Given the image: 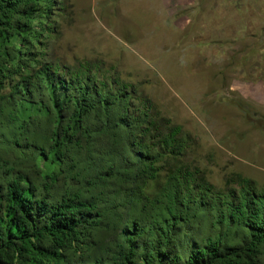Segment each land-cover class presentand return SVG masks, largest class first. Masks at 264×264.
Here are the masks:
<instances>
[{
  "label": "trees",
  "instance_id": "trees-1",
  "mask_svg": "<svg viewBox=\"0 0 264 264\" xmlns=\"http://www.w3.org/2000/svg\"><path fill=\"white\" fill-rule=\"evenodd\" d=\"M70 9L0 0V264H264V188L213 184L114 66L50 57Z\"/></svg>",
  "mask_w": 264,
  "mask_h": 264
},
{
  "label": "rangeland",
  "instance_id": "rangeland-1",
  "mask_svg": "<svg viewBox=\"0 0 264 264\" xmlns=\"http://www.w3.org/2000/svg\"><path fill=\"white\" fill-rule=\"evenodd\" d=\"M69 2L50 57L114 66L191 137L213 184L264 188V0Z\"/></svg>",
  "mask_w": 264,
  "mask_h": 264
}]
</instances>
